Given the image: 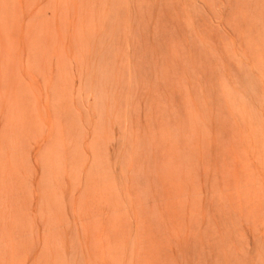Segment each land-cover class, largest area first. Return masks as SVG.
Returning a JSON list of instances; mask_svg holds the SVG:
<instances>
[{
  "label": "rangeland",
  "instance_id": "1",
  "mask_svg": "<svg viewBox=\"0 0 264 264\" xmlns=\"http://www.w3.org/2000/svg\"><path fill=\"white\" fill-rule=\"evenodd\" d=\"M0 47V264H264V0H0Z\"/></svg>",
  "mask_w": 264,
  "mask_h": 264
},
{
  "label": "bare ground",
  "instance_id": "2",
  "mask_svg": "<svg viewBox=\"0 0 264 264\" xmlns=\"http://www.w3.org/2000/svg\"><path fill=\"white\" fill-rule=\"evenodd\" d=\"M61 46V45H60ZM1 48V47H0ZM4 66V65H3ZM5 73V72H4ZM9 93V92H8ZM8 95V94H7ZM11 105V104H10ZM4 220V219H3ZM9 221V220H8ZM1 232V231H0Z\"/></svg>",
  "mask_w": 264,
  "mask_h": 264
}]
</instances>
